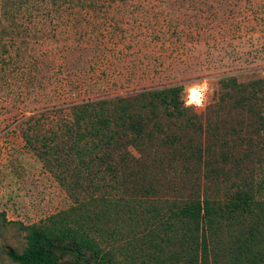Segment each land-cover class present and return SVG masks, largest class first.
Here are the masks:
<instances>
[{
  "label": "rangeland",
  "instance_id": "1",
  "mask_svg": "<svg viewBox=\"0 0 264 264\" xmlns=\"http://www.w3.org/2000/svg\"><path fill=\"white\" fill-rule=\"evenodd\" d=\"M108 2L95 8L79 2L48 14L12 8L5 15L0 0V212L11 222L0 228V264H13L7 252L25 247L20 225L75 205L26 137L43 139L72 105L174 85L184 87L186 105L203 116L223 77L264 79V0ZM193 88L200 90L199 104L190 102ZM256 141L240 168L217 157L205 158L198 174L178 167L155 175L159 199L188 195L191 182L202 197L224 201L228 189L236 190L233 183L252 179L255 199L264 202V137ZM142 227L105 249L120 264H130V256L153 264L149 228Z\"/></svg>",
  "mask_w": 264,
  "mask_h": 264
},
{
  "label": "trees",
  "instance_id": "2",
  "mask_svg": "<svg viewBox=\"0 0 264 264\" xmlns=\"http://www.w3.org/2000/svg\"><path fill=\"white\" fill-rule=\"evenodd\" d=\"M108 1L2 0L1 7L5 15L12 8L48 14L79 2L111 6ZM183 93L174 85L78 103L43 139L26 137L75 205L42 223L20 225L25 247L9 250L10 261L120 264L106 246L143 225L153 264H264V202L255 199L252 179L233 183L236 190L228 189L224 201L202 197L191 182L188 195L160 200L153 182L178 167L198 174L205 158L240 168L253 155L256 138L264 137V79L223 77L203 116L186 105ZM9 224L0 212V228ZM132 258L129 263L137 264Z\"/></svg>",
  "mask_w": 264,
  "mask_h": 264
},
{
  "label": "bare ground",
  "instance_id": "3",
  "mask_svg": "<svg viewBox=\"0 0 264 264\" xmlns=\"http://www.w3.org/2000/svg\"><path fill=\"white\" fill-rule=\"evenodd\" d=\"M192 104H199L201 102V93L198 88H193L189 95Z\"/></svg>",
  "mask_w": 264,
  "mask_h": 264
}]
</instances>
